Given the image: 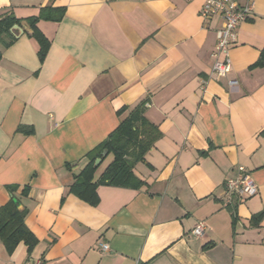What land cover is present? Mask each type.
I'll return each mask as SVG.
<instances>
[{"label":"crops","instance_id":"obj_1","mask_svg":"<svg viewBox=\"0 0 264 264\" xmlns=\"http://www.w3.org/2000/svg\"><path fill=\"white\" fill-rule=\"evenodd\" d=\"M204 1L0 0V14L21 20L0 44V208L16 187L38 239L13 253L0 240V264H264V65L252 67L264 0L231 49L233 87L213 74L224 21H205ZM48 6L65 14L37 22L51 43L41 63L27 20ZM139 106L161 133L134 169L144 185L100 186L96 207L70 194L90 152ZM239 167L258 194L228 205Z\"/></svg>","mask_w":264,"mask_h":264},{"label":"trees","instance_id":"obj_2","mask_svg":"<svg viewBox=\"0 0 264 264\" xmlns=\"http://www.w3.org/2000/svg\"><path fill=\"white\" fill-rule=\"evenodd\" d=\"M64 14L65 9L48 6L41 8L39 17L27 20L33 32L30 36L39 46L38 56L41 63L45 60L51 43L37 28V22L42 20L61 21ZM20 23L21 20L16 18L12 11L0 14V44L3 47L8 48L16 41L12 29L16 25L20 26ZM1 58L2 52L0 51V61ZM263 65L264 54L252 67ZM143 110L144 107L139 106L132 111L98 148L90 152L87 156V165L78 175H75L74 183L69 189L70 194L90 206L96 207L100 202L97 192L100 186L140 189L144 185L143 181L134 173V169L137 163L145 161L146 155L160 139L161 133L156 126L150 124ZM19 130L24 131L23 127H20ZM106 150L108 155L104 158L102 154ZM109 156L113 157L111 163L108 164L101 177L95 179L96 172L101 166H94L96 160L102 158L103 162ZM8 190L11 199L0 208V240L9 253H13L20 244H24L31 252L38 244V239L26 226L25 220L28 211L18 209L19 203L15 202L16 196H14L16 187H9ZM27 192L28 188H25L23 195Z\"/></svg>","mask_w":264,"mask_h":264},{"label":"built area","instance_id":"obj_3","mask_svg":"<svg viewBox=\"0 0 264 264\" xmlns=\"http://www.w3.org/2000/svg\"><path fill=\"white\" fill-rule=\"evenodd\" d=\"M253 0H206L200 16L205 20L219 17L224 21L223 27L217 33V44L212 54L214 58L213 74L218 80L226 79L229 87L236 86L237 81L229 79L232 71L231 49L238 43L239 27L246 22L254 12ZM238 176L229 178L225 184L227 204L243 201L258 194V186L245 167L238 168ZM205 224L198 223L193 234L201 237ZM106 249V247H104ZM26 264H43L41 260L29 261Z\"/></svg>","mask_w":264,"mask_h":264},{"label":"water","instance_id":"obj_4","mask_svg":"<svg viewBox=\"0 0 264 264\" xmlns=\"http://www.w3.org/2000/svg\"><path fill=\"white\" fill-rule=\"evenodd\" d=\"M15 30H20V27L19 26H14L13 27V29H12V31H15ZM107 155H108V152H107V150L106 151H103V154H102V157H107ZM101 162H102V158H98L97 160H96V162H95V165L94 166H96V167H98V165H101ZM15 202H17L16 200H15ZM20 208V207H19Z\"/></svg>","mask_w":264,"mask_h":264},{"label":"rangeland","instance_id":"obj_5","mask_svg":"<svg viewBox=\"0 0 264 264\" xmlns=\"http://www.w3.org/2000/svg\"><path fill=\"white\" fill-rule=\"evenodd\" d=\"M109 158L112 159L111 156Z\"/></svg>","mask_w":264,"mask_h":264}]
</instances>
